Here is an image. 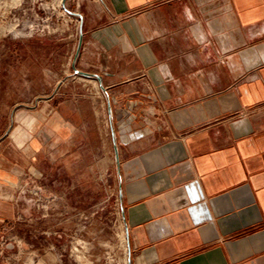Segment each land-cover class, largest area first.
Here are the masks:
<instances>
[{"label":"crops","instance_id":"0c3cea01","mask_svg":"<svg viewBox=\"0 0 264 264\" xmlns=\"http://www.w3.org/2000/svg\"><path fill=\"white\" fill-rule=\"evenodd\" d=\"M67 3L132 263L264 264V0Z\"/></svg>","mask_w":264,"mask_h":264},{"label":"rangeland","instance_id":"374dc122","mask_svg":"<svg viewBox=\"0 0 264 264\" xmlns=\"http://www.w3.org/2000/svg\"><path fill=\"white\" fill-rule=\"evenodd\" d=\"M62 1L0 0V201L15 207L0 264H128L114 150Z\"/></svg>","mask_w":264,"mask_h":264},{"label":"water","instance_id":"95a60500","mask_svg":"<svg viewBox=\"0 0 264 264\" xmlns=\"http://www.w3.org/2000/svg\"><path fill=\"white\" fill-rule=\"evenodd\" d=\"M69 0H63L62 3L64 5V8L74 17H77L79 19L80 25H79V41H78V46H77V50H76V54H75V58H74V63H73V69L75 74H78L80 76H83L85 78H95L98 80L100 87L102 90H105L104 86H103V77L99 74H95V73H90L87 71H83L80 70L79 68H77L76 66V60L79 56V53L81 51L82 48V43H83V17L80 13L70 10L66 7V3ZM108 111H109V115L110 118H112L113 116V112H112V107H111V103L110 101L108 102ZM111 131H112V138H113V145H114V157H115V162L117 164V167L119 168L120 166V156H119V148H118V143H117V137H116V132L114 130L113 127H111ZM121 194V191H120ZM122 218H123V222L125 225V233H126V238H127V250H128V264H133L132 263V257H131V245H130V241H129V228L126 224V219H125V212L124 209H122Z\"/></svg>","mask_w":264,"mask_h":264},{"label":"built area","instance_id":"2783aa9c","mask_svg":"<svg viewBox=\"0 0 264 264\" xmlns=\"http://www.w3.org/2000/svg\"><path fill=\"white\" fill-rule=\"evenodd\" d=\"M76 20H77V23H78V19L76 18Z\"/></svg>","mask_w":264,"mask_h":264}]
</instances>
